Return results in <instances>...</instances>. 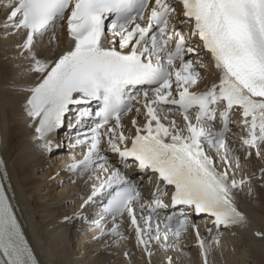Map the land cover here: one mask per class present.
<instances>
[{"label":"snow or ice","instance_id":"1","mask_svg":"<svg viewBox=\"0 0 264 264\" xmlns=\"http://www.w3.org/2000/svg\"><path fill=\"white\" fill-rule=\"evenodd\" d=\"M0 11V40L19 37L18 57L33 75L22 89L32 145L52 155L67 128V146L84 149L65 166L87 190L65 221L97 230L96 240L122 239L127 216L149 258L152 242L178 250L169 234L178 240L188 231L189 211L210 219L217 246L221 229L249 224L236 195L245 186L251 193L253 177L235 176L240 149L244 161L253 151L264 159V0H0ZM60 29L68 46L41 55V40L51 34L56 45ZM133 112L129 128L123 118ZM234 122L239 148L228 138ZM130 169L151 180L148 200ZM256 178L264 180V168ZM191 227L208 264L209 241ZM0 264H39L3 183Z\"/></svg>","mask_w":264,"mask_h":264},{"label":"bare ground","instance_id":"2","mask_svg":"<svg viewBox=\"0 0 264 264\" xmlns=\"http://www.w3.org/2000/svg\"><path fill=\"white\" fill-rule=\"evenodd\" d=\"M3 11H0V16ZM18 37L0 40V136L1 153L14 195L18 216L42 264H165V257H172V264H199L194 253L177 255L175 250L150 246L151 258L138 254L132 243L117 237L93 239L97 233L88 232L87 226L72 217L78 198L87 190L83 183L74 186L70 175L62 173L60 154L67 150L71 134L58 133L64 147L59 154L47 155L31 143L32 128L23 111L24 93L33 75L27 72V61L18 57L15 44ZM56 45L43 40L38 45L41 55L59 53L65 36L59 34ZM61 155L63 158L64 156ZM257 170L264 168V159H253ZM249 171V170H248ZM262 185V187H259ZM237 204L249 219L246 227L236 226L225 234L222 248L215 254L216 264H264V238L256 230L264 231V180L256 182L251 193L237 192ZM88 210V209H87ZM86 210L85 214L88 212ZM116 240L115 245L112 241ZM132 247V248H131ZM131 256L126 258L125 252ZM133 251V253H132ZM187 252L188 249H187ZM186 258V259H185Z\"/></svg>","mask_w":264,"mask_h":264},{"label":"rangeland","instance_id":"3","mask_svg":"<svg viewBox=\"0 0 264 264\" xmlns=\"http://www.w3.org/2000/svg\"><path fill=\"white\" fill-rule=\"evenodd\" d=\"M89 231H92V229H91V230L88 229V232H89Z\"/></svg>","mask_w":264,"mask_h":264}]
</instances>
